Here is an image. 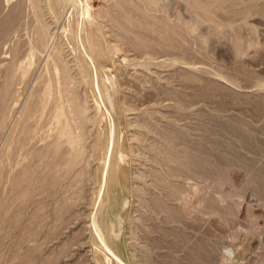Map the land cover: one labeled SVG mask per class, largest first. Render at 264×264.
<instances>
[{"label":"rangeland","instance_id":"374dc122","mask_svg":"<svg viewBox=\"0 0 264 264\" xmlns=\"http://www.w3.org/2000/svg\"><path fill=\"white\" fill-rule=\"evenodd\" d=\"M0 264H264V0H0Z\"/></svg>","mask_w":264,"mask_h":264},{"label":"bare ground","instance_id":"6f19581e","mask_svg":"<svg viewBox=\"0 0 264 264\" xmlns=\"http://www.w3.org/2000/svg\"><path fill=\"white\" fill-rule=\"evenodd\" d=\"M68 1V0H67ZM78 4V3H77ZM80 6H82V5H80ZM81 8V7H80ZM62 9V8H61ZM77 10H75V12H76ZM78 12V11H77ZM76 12V13H77ZM82 12H84V11H82ZM80 13V12H79ZM85 13L87 14V10H85ZM81 14V13H80ZM77 15V14H76ZM79 20H80V18H79ZM67 23V22H66ZM80 23H82V22H80ZM65 24V23H64ZM80 25L81 24H79L78 26L80 27ZM82 26V25H81ZM79 29V28H78ZM81 30V29H80ZM79 30V31H80ZM79 34V33H78ZM79 37V36H78ZM72 38V37H71ZM73 39V38H72ZM79 40V39H78ZM80 42V41H79ZM80 47H82V46H80ZM82 50V49H81ZM84 52V51H83ZM84 54L86 55V53L84 52ZM87 58H88V56H87ZM89 59V58H88ZM89 62H91V61H89ZM92 64V63H91ZM92 66V65H91ZM93 67V66H92ZM94 70V69H93ZM94 76H95V74H94ZM95 79V78H94ZM96 84V83H95ZM95 86V85H94ZM97 86V85H96ZM112 123V122H111Z\"/></svg>","mask_w":264,"mask_h":264},{"label":"clouds","instance_id":"9594fccd","mask_svg":"<svg viewBox=\"0 0 264 264\" xmlns=\"http://www.w3.org/2000/svg\"><path fill=\"white\" fill-rule=\"evenodd\" d=\"M225 254H231V250L230 249H224Z\"/></svg>","mask_w":264,"mask_h":264}]
</instances>
